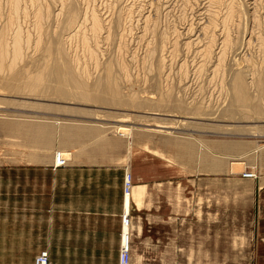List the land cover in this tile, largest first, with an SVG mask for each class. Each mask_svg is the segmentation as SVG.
Masks as SVG:
<instances>
[{"label": "rangeland", "instance_id": "obj_1", "mask_svg": "<svg viewBox=\"0 0 264 264\" xmlns=\"http://www.w3.org/2000/svg\"><path fill=\"white\" fill-rule=\"evenodd\" d=\"M0 1V32L3 29L8 32V36L12 31L11 25H13L11 32L13 35L16 26H22L21 29H27L31 34V40L40 38V51L37 48L39 45L36 46L30 41L31 44L28 45V48L33 49L29 51L30 49L26 45L27 50L25 47L23 49L25 53L29 51L28 55L22 53L14 60L13 56L9 54L10 56H6L5 60H0L2 63L4 62L3 66L0 65V161L6 160L7 154L21 152L23 143L26 145L29 143V135H26L25 138L21 134H7L8 130L5 126L8 122L30 124L35 120H42L59 122L63 126L73 123L99 124L111 136L116 135L123 138L127 148L126 173L129 171L132 173L133 183L135 170L132 171L130 167L133 165V169L137 168L142 173L144 165L149 163L168 165L170 169H173L169 174H171L176 188L179 186V188H175L178 192L182 189L181 183H177V181H205L204 188L200 189V194L207 196L229 195L231 190L237 191L238 194H246L247 184L241 181L246 173H255L258 178L263 176L264 0H222L219 9L221 13L217 16L219 21L226 16L229 6L234 7L232 18L230 17L232 42L231 47L225 53L224 71L212 78L209 75L212 68L210 72L207 66L203 70L201 57L199 65V61H195L199 60L197 57L195 60L192 59L197 47H201L204 43L197 37L202 38L201 25L205 23L204 21L207 23V18L203 19L207 14L203 13L213 5V3L210 5L209 0H158V3L156 0H122L125 1L124 3L118 0V2L116 0H87V3L84 2L85 0H70L69 3L72 5H68V7H73V18L77 19L76 22L74 19L73 23L70 18L64 16L72 9L69 10L70 7H66L67 10L66 8L62 10L64 13L59 10L60 13L62 12L61 15L55 4L56 0H50L49 7L51 8L46 10L43 8L49 15L46 14V18L42 19L44 22H42L43 25H41L39 33L37 30L34 32L36 29L32 24L34 22H30L33 19L28 17L26 19L23 16L21 8L26 6L24 2H20V7H22H19L21 10L19 9L17 12L10 9L12 6L8 0ZM5 2H8L9 5ZM158 5L160 9L156 7ZM92 8L94 11H98H96V15H99L98 18L101 17L100 21L105 19L102 20L103 23L101 21V30L104 32L100 30L96 33L99 39L98 42L94 41L97 43L92 41L94 36H90V33L93 32V17L89 13H96ZM127 8L130 16L127 11L122 10ZM27 9L29 12L33 10L31 7H27ZM8 10L12 12L9 13ZM19 11H21V16ZM13 12H15V20L18 17L16 14L19 13L17 15L20 19L18 20H21L20 23L22 20L24 22L19 24L17 20L15 22L18 24L15 23L13 16L9 15ZM74 14L76 15L74 16ZM119 18L121 20L118 21ZM152 18L156 22H154L155 25L152 24ZM7 19L11 20V24L10 22L8 24L10 27L6 25ZM145 20H149L148 24L151 23L153 26L147 30L146 34L144 32V27H147L144 23ZM206 23L203 24V27ZM27 24L32 26L33 31ZM144 24L145 26H143ZM190 24H192L193 31H189ZM108 25L110 26L109 30L112 29L111 31L108 30ZM6 26L7 28H5ZM84 28L90 31L89 33L86 31L89 34L86 35L88 39L90 36L89 43L93 45L91 46L98 48V50L95 48L96 54L102 51L101 55L97 54V57L95 55L98 60L95 58H91L92 61L89 60L91 56L83 49V47H87L79 40H82L80 38L82 36L79 35L86 33ZM175 29L178 34H174ZM220 30L219 26L218 36L224 34L222 31L220 33ZM26 32H23L24 36L29 34ZM110 32H112L111 35ZM142 32L144 33L141 34ZM196 32L198 35L195 34ZM35 33L37 37L34 36ZM166 33H170L167 34L170 39H167L166 36L164 43L166 49H161L160 47L163 45L161 40ZM103 34L111 36L110 39L106 36L107 38L102 37L103 40H101ZM123 34L126 35L123 36L126 37L125 39L122 37ZM10 36L11 34L7 38L9 39ZM196 39L201 43H197ZM9 42L11 43V40ZM93 43L96 45L94 46ZM33 44L34 46H32ZM120 44L124 45L125 49ZM177 44L178 55L175 54V50L173 51V55H176L177 59L174 56V58L171 57L173 59L171 60L169 58L170 48ZM30 45L31 47H29ZM160 50L162 51L160 52ZM76 51L80 56L76 55ZM219 51L214 48L213 55H211L213 63ZM31 54L34 55L31 56ZM162 54H165L164 57ZM122 55L126 56L123 58L127 64L130 60L129 65H125L126 62L125 60L123 62ZM86 56H90L89 59ZM166 56L169 59L163 61V64L162 57ZM12 58L14 61L11 60ZM78 58L79 60L82 58L84 61L81 59V62ZM137 58H140L139 62ZM86 60H89L87 62L90 63L87 65L88 69L83 67L85 69L83 70L81 67L84 66V63L86 66ZM94 60L96 64L99 62L98 68L95 66V69L91 65ZM170 60L172 61L171 70L174 68V71L169 70L168 75L167 68L170 69V67L167 65L171 62ZM180 61L183 63L182 67L180 66L182 63L179 65ZM191 61H195V64ZM80 62L83 63L82 66H80ZM186 62L187 66L185 67L184 63L186 64ZM2 63L0 62V64ZM135 63H139L140 66ZM166 63L167 65H165ZM120 64L128 66L127 69L123 67L124 70H122ZM198 66L201 68L199 69ZM183 67L186 68V71L183 70ZM92 68L93 70H91ZM188 70L189 74H187ZM196 72L204 73L198 77ZM205 73L209 76H205ZM202 77L204 78L202 79ZM117 125L133 127L132 138L117 134L114 128ZM52 141L53 136L50 143ZM257 146H263V148L255 150ZM234 161L245 163L246 168L240 167L230 173L228 168ZM159 174L164 173L160 172ZM245 179L249 184L253 181V179ZM219 180L227 182L220 186L213 183V181ZM236 181L240 182L236 183Z\"/></svg>", "mask_w": 264, "mask_h": 264}, {"label": "crops", "instance_id": "obj_2", "mask_svg": "<svg viewBox=\"0 0 264 264\" xmlns=\"http://www.w3.org/2000/svg\"><path fill=\"white\" fill-rule=\"evenodd\" d=\"M8 123L29 143L0 161V264H34L42 250L51 264H119L126 209L132 264H264V174L241 179L246 194L207 196L205 181L175 190L168 165H132L127 207L123 138L99 124ZM60 149L72 156L54 167Z\"/></svg>", "mask_w": 264, "mask_h": 264}, {"label": "bare ground", "instance_id": "obj_3", "mask_svg": "<svg viewBox=\"0 0 264 264\" xmlns=\"http://www.w3.org/2000/svg\"><path fill=\"white\" fill-rule=\"evenodd\" d=\"M9 1V3H10V5L12 6V8H10L9 6H8V8H10L11 10H19L21 7H20V2L22 3V2H24V4L26 5V6H24V7H22L21 9L23 10V16H24V18H26L27 19V17L28 18H30V19H33L32 21H30V22H34V23H32V24H34L35 26V28L36 29H34L35 31L34 32H36V30L38 31V33L41 31V25H43V23L42 22H44V21H42V19L43 18H46V16L47 15H49L48 14V12L46 13V9H50L51 7H49L50 6V0H8ZM83 1V0H82ZM81 1V2H82ZM87 0H85L84 2H86ZM110 1V0H109ZM114 1V0H113ZM117 1V0H116ZM119 2L120 1H122V0H118ZM117 1V2H118ZM127 1V0H126ZM157 2L156 3H158V0H156ZM210 2V5H211V3H213V5H209L211 8H207V12L205 13H203V14H207V16H205L203 19H205V18H207L206 20H207V23H206V21H204L205 23H206V25H204V27H203V24H205V23H203L201 26V31H202V38H199V37H197V39H201V41H203L204 43H203V45L201 46V47H197V49H196V51H195V56H194V58L192 57V59L193 60H195L196 59V57H197V59H199L200 57L202 58L201 59V62H203L202 63V67H203V70H204V68L207 66L209 69V72H210V69H211V73L209 74L211 77L210 78H212V77H214L215 75L217 76V74H222V72L224 71V62H225V53H226V51H228L229 50V47H231V42H232V40H231V37H230V30L232 29V28H230V23H231V16H232V13H233V11H234V7H228V10H227V14H226V16L225 17H223V18H221L222 20L221 21H219L220 19H219V17L217 18V16H219L220 14L219 13H221V12H219L220 10V3L222 2V0H209ZM1 2V1H0ZM70 2V0H56V6L58 7L57 9H58V11L60 10V11H62V10H64L66 7H68V5H72V4H70L69 3ZM123 2V1H122ZM125 2V1H124ZM123 2V3H124ZM154 2V1H153ZM5 3H8V2H5ZM9 3H8V5H9ZM87 3V2H86ZM90 2L88 1V4H89ZM104 3V2H103ZM1 4V3H0ZM23 4V5H24ZM91 4H94V2L92 3L91 2ZM114 5H115V2L113 3ZM112 3H111V5H113ZM117 5V4H116ZM160 5V4H159ZM159 5L158 6H156L157 8L159 7ZM207 5V4H206ZM133 6V5H132ZM20 7V8H19ZM27 7H31L33 10H32V12H31V10H30V12H29V8L27 9ZM70 7V6H69ZM68 7V8H69ZM111 7V6H110ZM113 7V6H112ZM115 7V6H114ZM204 7V6H203ZM207 7V6H206ZM45 10H44V9ZM153 8H154V6H153ZM217 8V9H216ZM20 9V10H21ZM70 9H72L71 10V12H69V10ZM93 9V8H92ZM110 9V8H109ZM118 9V8H117ZM132 9V8H131ZM158 9H160V7L158 8ZM161 9H162V7H161ZM66 10H67V8H66ZM65 10V11H66ZM69 10H68V12L69 13H66L64 16H67L68 18H70L71 19V23H73V21H74V19L75 18H73V14H72V11H73V7H70L69 8ZM108 10V9H107ZM123 11H127V14H128V16H130L129 15V12H128V8L126 9V10H124V9H122ZM60 11H59V13H60ZM91 11V10H90ZM89 11V12H90ZM93 11H94V9H93ZM97 11V10H96ZM96 11H94V12H96ZM132 13H134L132 10H130ZM152 11V10H151ZM156 11V10H155ZM8 12L10 13V12H12V11H10V10H8ZM18 12V11H17ZM16 12V13H17ZM63 12V11H62ZM62 12L60 13L61 15H62ZM67 12V11H66ZM88 12V13H89ZM98 12V11H97ZM97 12L96 13H92V12H90L89 14L90 15H92V31L94 32H92V33H90L91 35L90 36H94L93 38V40L92 41H97L98 42V39H99V36H97L98 34H96L97 32H99L101 29H102V25H101V21L103 20V19H101V21H100V19L99 18H101V17H99L98 18V16L96 15L97 14ZM137 12V11H136ZM157 12H158V10H157ZM203 12V11H202ZM201 12V13H202ZM255 12V11H254ZM19 13H20V16L22 15L21 14V11H19ZM19 13H17V14H19ZM64 13V12H63ZM92 13V14H91ZM119 13V12H118ZM120 13H121V10H120ZM120 13H119V15H120ZM13 14V15H12ZM12 14H9V15H11V16H13V19H14V16H15V12H13ZM16 14V16H18L19 17V15H17ZM47 14V15H46ZM55 14V13H54ZM53 14V15H54ZM59 14V15H60ZM114 14V13H113ZM124 14V13H123ZM126 14V13H125ZM219 14V15H218ZM8 15V14H7ZM58 15V14H57ZM60 15V16H61ZM76 14H74V16H75ZM132 15V14H131ZM134 15V14H133ZM63 16V18H66V17H64ZM84 16V15H83ZM89 16V15H88ZM127 16V15H126ZM127 16V18H129ZM150 16V15H149ZM204 16V15H203ZM17 17V19L15 20L14 19V22L15 21H17L18 19H20V18H18ZM58 17V16H57ZM146 17V16H145ZM231 17V18H230ZM16 18V17H15ZM22 18V17H21ZM126 18V17H125ZM144 18V17H143ZM147 18V17H146ZM149 18V17H148ZM12 19V20H13ZM60 19H62V18H60ZM145 19V18H144ZM158 19V18H157ZM200 19V18H199ZM202 19V20H203ZM8 20V23L6 24V25H8L9 24V22L11 21H9V19H7ZM7 20H6V22H7ZM25 20V19H24ZM85 20V19H84ZM90 20H91V18H90ZM105 20V19H104ZM103 20V21H104ZM119 20H121L120 18L118 19V21ZM127 20H129V19H127ZM153 20V18L151 19V21ZM202 20H199V21H202ZM20 21L21 20H18L17 22L19 23V24H21V23H23L24 21L22 20V22L20 23ZM26 21V20H25ZM56 21H57V19H56ZM77 21V19H75V22ZM103 21H102V23H103ZM117 21V22H118ZM17 22H15V23H17ZM74 22V23H75ZM124 22V21H123ZM122 22V23H123ZM150 21L149 20H145V24H146V26L147 27H144V32H145V34L147 33V30H150L151 29V27L153 28V26H152V24L153 25H155L154 24V20L152 21L153 23L150 25V24H148ZM17 23V24H18ZM70 23V24H71ZM156 23V22H155ZM10 24H11V22H10ZM13 24V23H12ZM79 24H80V22H79ZM82 24V23H81ZM88 24V23H87ZM109 24H110V22H109ZM145 24L143 25V26H145ZM28 25V24H27ZM60 25V24H59ZM73 25V24H72ZM104 25H105V23H104ZM126 25V24H125ZM128 25V24H127ZM9 27H10V25H8ZM16 26V25H15ZM29 26V25H28ZM31 26V25H30ZM29 26V27H30ZM71 26V25H70ZM89 26H90V24H89ZM88 26V27H89ZM106 26V25H105ZM109 26V25H108ZM219 26H220V33H224L223 35L222 34H220L222 37V40H221V38L218 36V29H219ZM11 27L12 28H10V29H12V31H13V25H11ZM87 27V28H88ZM107 27V26H106ZM156 27V26H155ZM200 27V26H199ZM199 27H198V30H200L199 29ZM4 28V27H3ZM5 28H7V26L5 27ZM22 28V26L20 27V26H16V29H15V31H14V33H13V35H12V31H10L9 33L11 34V36H10V38L12 37V39H10L11 40V43L9 42L10 40L7 38L8 36H7V31H3V29H1L2 31L0 32V60H5L7 57L6 56H8L9 54L10 55H12L13 56V58H14V60H16L22 53H25V52H23V49H25L26 47H25V45L27 46V48H28V45L29 44H31V43H35V45L36 46H38L39 45V47H37V48H39V51H40V38L38 37V38H36L37 37V34L36 35H34V36H36L35 38L36 39H34V40H31V34L29 33V31L27 30V29H25V30H23V29H21ZM158 28V27H157ZM186 28V27H185ZM189 31H193V28H192V24H190V26H189ZM9 29V28H8ZM29 29H31L32 30V26H31V28H29ZM110 29V26L108 27V30ZM120 29V28H119ZM125 29V28H124ZM133 29V28H132ZM132 29H130V30H132ZM184 29V28H183ZM196 29V28H195ZM7 30V29H6ZM78 30V29H77ZM83 30V29H82ZM81 30V31H82ZM84 30H85V28H84ZM89 30V29H88ZM88 30H85V32L86 31H88ZM106 30V29H105ZM112 30V29H111ZM111 30H109V31H111ZM155 30V29H154ZM177 29H175V32H174V34L177 32L176 31ZM198 30H197V32H198ZM9 31V30H8ZM25 31H27L29 34H25V35H27V36H24L23 34V32H25ZM33 31V30H32ZM101 31H103V30H101ZM143 31V30H142ZM165 31V30H164ZM201 31H199V32H201ZM217 31V32H216ZM222 31V32H221ZM26 32V33H27ZM73 32V31H72ZM90 31H88V33H89ZM104 32V31H103ZM103 32H101V33H103ZM144 32H142L141 34H143ZM149 32V31H148ZM185 33H186V31H184ZM195 33V34H197L198 35V33ZM43 33V32H42ZM81 33V32H80ZM111 33L112 32H110V35H111ZM124 33H125V31H124ZM155 33V32H154ZM34 33L32 32V35H33ZM76 34V33H75ZM82 34H84V33H82ZM87 32L84 34V35H79V36H82V37H80V38H82V40L81 39H79L81 42H83L84 44H85V46L88 48H84L83 46V49H84V51L85 52H88L89 53V55L91 56H86V58H88V57H90V59L89 60H93L94 58H95V55H96V57L98 56V55H101L100 53L102 52H100V53H98L97 52V54H96V50H98V48L95 46L96 44H94V43H97V42H95L94 41V48L92 47L93 45L92 44H90L89 43V39H90V36H89V39H88V37H87V35H89V34H87ZM156 34V33H155ZM155 34H153V35H155ZM167 34H170V33H166L165 34V36H164V38H162L163 40H161L162 42H161V44L163 43V45H161V49H166V45L164 46V43L166 42V36H167V39L169 38V36L167 35ZM176 34H178V33H176ZM194 34V33H193ZM253 34V33H252ZM77 35V36H78ZM101 35V34H100ZM199 35H200V33H199ZM108 37V39H110L109 37H111V36H108V34H103V36H101V40H103L102 39V37ZM123 36H126V35H122V37ZM178 36V35H177ZM180 36V35H179ZM178 36V37H179ZM75 37V36H74ZM106 37V38H107ZM118 37V36H117ZM176 37V36H175ZM195 37H196V35H195ZM68 38H69V36H68ZM73 38V37H72ZM106 38H104L105 40H106ZM113 38V37H112ZM126 38V37H125ZM124 37H123V39H125ZM142 38H143V35H142ZM92 39V38H91ZM119 39V38H118ZM141 39V38H140ZM170 39V38H169ZM196 39V40H197ZM218 39V40H217ZM113 40V39H112ZM190 40V39H189ZM188 40V41H189ZM30 41H31V43H30ZM33 41V42H32ZM108 41V40H107ZM124 41V40H123ZM160 41V40H159ZM188 41H186V42H188ZM200 41V40H199ZM198 40H197V43L199 42ZM106 42V41H105ZM113 42H114V40H113ZM131 42V41H130ZM144 42V41H143ZM149 42V41H148ZM147 42V43H148ZM169 42V41H168ZM175 42H176V40H175ZM174 42V43H175ZM185 42V43H186ZM196 41L194 40V43H195ZM147 43H146V46H147ZM149 43H151V41L149 42ZM173 43V44H174ZM199 43H201V42H199ZM250 43V42H249ZM119 44V43H118ZM125 44V43H124ZM191 44V43H190ZM81 45H83L82 43H81ZM92 45V46H91ZM103 45V44H102ZM158 45V44H157ZM186 46H187V44H185ZM32 46H34V44L32 45ZM120 46L122 47V46H124V45H122V44H120ZM148 46H149V44H148ZM173 46V45H172ZM176 46H178V44L177 45H174L173 47H171L170 49H171V51H169L168 49H167V51H169L170 52V54H171V52H172V55H170L169 54V58H171V57H173L174 58V56H176V55H178V53H177V50H176ZM25 47V48H24ZM29 47H31V45L29 46ZM118 48H119V46H117ZM185 47V46H184ZM189 47V46H188ZM27 48L25 49V50H27ZM95 48H97L96 50H95ZM126 48H128V47H126ZM148 48V47H147ZM173 48V49H172ZM214 48H216V49H218V50H220L219 51V53H218V55H217V58L215 59V61H214V63L212 62V57H211V55H213V53L212 52H214ZM28 49H30L29 51H31L32 49L31 48H28ZM76 49V48H75ZM121 49V48H120ZM120 49H118V50H120ZM123 49V48H122ZM124 49H125V46H124ZM88 50V51H87ZM175 50V51H174ZM29 51L27 52L26 51V53L25 54H29ZM34 51V50H33ZM38 51V52H39ZM43 52H45L44 50H42ZM83 51V50H82ZM83 51V52H84ZM121 51V50H120ZM127 51V50H126ZM147 51V50H146ZM162 50H160V52H161ZM166 51V50H165ZM165 51H163V52H165ZM176 52L175 54L176 55H173L174 54V52ZM244 51V50H243ZM242 51V52H243ZM78 51H76V55H78V56H80L78 53H77ZM85 52H84V54H85ZM119 52V51H118ZM123 52V51H122ZM121 52V53H122ZM125 52V51H124ZM123 52V53H124ZM186 52V51H185ZM190 52V51H189ZM36 53V52H35ZM40 53V52H39ZM87 53V54H88ZM121 53H120V56H121ZM137 53V52H136ZM180 53V52H179ZM27 54V55H28ZM9 55V56H10ZM34 54H31V56H33ZM163 55H165V54H162V56ZM8 56V57H9ZM11 56V57H12ZM180 56V55H179ZM215 56V55H214ZM213 56V57H214ZM241 56V55H240ZM77 57V56H76ZM85 57V56H84ZM101 57V56H100ZM123 57H125L126 58V56H123L122 55V58ZM136 57H137V54H136ZM164 57V56H163ZM162 57V63L164 64V62L163 61H166V59L168 60L169 58H167V56L165 57V58H163ZM243 57V56H242ZM13 58L11 59V60H13ZM16 58V59H15ZM91 58H93V59H91ZM118 58V57H117ZM121 58V59H122ZM143 58V57H142ZM215 58V57H214ZM213 58V59H214ZM248 58V57H247ZM82 59V58H81ZM81 59L79 60V58H78V60L79 61H81ZM96 59V58H95ZM100 59V58H99ZM138 59H140V58H137V61H138ZM164 59V60H163ZM176 59H177V56H176ZM183 60H184V58H182ZM181 59V60H182ZM186 59V58H185ZM191 59V60H192ZM249 59V58H248ZM13 60V61H14ZM83 60V59H82ZM89 60H86L85 62L87 63L86 64V66H85V63L83 64L84 66H82V64H81V62L79 63V64H81L80 66H82L81 68L83 69V70H85V69H88V64L90 63V62H87V61H89ZM96 60H98V59H96ZM124 58H123V62H124ZM133 60H134V57H133ZM171 60H173L172 58H171ZM170 60V61H171ZM175 60V59H174ZM182 60V62H184ZM189 60V59H188ZM233 60V59H232ZM2 61H0L1 63H2ZM77 61V60H76ZM84 61V60H83ZM120 61H122V60H120ZM130 60H128V64H127V62H126V60H125V62H126V64L125 65H129V62ZM132 61V60H131ZM136 61V60H135ZM140 61V60H139ZM138 61V62H139ZM143 61V60H142ZM145 61V60H144ZM186 61V60H185ZM190 61V60H189ZM188 61V62H189ZM195 61H199L200 62V59L199 60H195ZM195 61H191V62H194V64H195ZM251 61V60H250ZM97 62V61H96ZM100 62H101V60H100ZM169 62V61H168ZM177 62V61H176ZM181 61L179 62V65H180V63H182ZM198 62V65L199 64H201V62L199 63ZM252 62V61H251ZM4 63V62H3ZM3 63L2 64H0L1 66H3ZM11 63V62H10ZM92 63V62H91ZM99 62H97V64H98ZM161 63V64H162ZM171 63H172V61L169 63V65H167V63L165 64V65H167L168 67H170V69L169 68H167L168 69V75H169V70H171ZM12 64H13V62H12ZM95 64V65H94ZM97 64L95 63V60H94V62H93V64H91L93 67H94V69H95V66H97ZM124 64V63H123ZM135 64H139V63H135ZM189 64V63H188ZM121 65V64H120ZM125 65H121L122 66V70H124L126 67H128V66H125ZM141 65H142V63H141ZM173 65V64H172ZM178 65V64H177ZM184 65H185V67L187 66V62H186V64L184 63ZM197 65V64H196ZM90 66V65H89ZM91 66V67H92ZM99 66V65H98ZM98 66H97V68H98ZM102 66V64L100 65V67ZM136 66H138V65H136ZM139 66H140V64H139ZM181 67L183 66V63H182V65H180ZM83 67H85V69L83 68ZM123 67H124V69H123ZM163 67V66H162ZM173 67H175V66H173ZM172 67V68H173ZM199 67V66H198ZM198 67H197V72H198ZM96 68V70H98ZM109 68V67H108ZM121 68V67H120ZM134 68V67H133ZM165 68V67H164ZM179 68V67H178ZM194 68H196V66L194 65ZM201 68V66L199 67V69ZM227 68V67H226ZM225 68V69H226ZM78 69H80V67L78 66ZM110 69V68H109ZM127 69V68H126ZM134 69H136V68H134ZM174 69V68H173ZM172 69V70H173ZM187 69H188V67H187ZM206 69V68H205ZM74 70V69H73ZM91 70H93V68L91 69ZM121 70V69H120ZM171 70V71H172ZM181 70H182V68H181ZM183 70H185L186 71V68H184L183 67ZM182 70V71H183ZM75 71V70H74ZM73 71V72H74ZM110 71V70H109ZM127 71V70H126ZM125 71V72H126ZM174 71V70H173ZM176 71V70H175ZM180 71V70H179ZM194 71H195V69H194ZM206 71V70H205ZM245 71V70H244ZM76 72V71H75ZM87 72V71H86ZM128 72H129V70H128ZM128 72H127V76H128ZM166 72V73H167ZM184 72V71H183ZM196 72V75L198 76V77H201V74L202 73H204V72H202L201 74H199L200 73V71H199V73H197ZM208 72V71H207ZM208 72V73H209ZM80 73V72H79ZM84 73H85V71H84ZM174 73V72H173ZM193 74H195L194 72H192ZM89 74V72L87 73V75ZM90 74H92L91 72H90ZM187 74H189V70H188V73ZM200 76H199V75ZM206 75L205 76H209V75H207V73H205ZM184 75V74H183ZM183 75H181V76H183ZM81 76H82V74H81ZM90 76V75H89ZM204 76V77H205ZM126 77V76H125ZM180 77V76H179ZM189 77V76H188ZM197 77V78H198ZM204 77H202V79L204 78ZM225 77V76H224ZM241 77H242V75H241ZM81 78V77H80ZM83 78L85 79V77L83 76ZM208 78V77H207ZM209 78V80H211L212 81V79H210ZM235 78V77H234ZM237 78V77H236ZM112 79V78H111ZM128 79V78H127ZM171 79V78H170ZM180 79V78H179ZM186 79V78H185ZM188 79V78H187ZM217 79V78H216ZM180 80H182V79H180ZM205 80H208V79H205ZM77 81V80H76ZM85 81V80H84ZM129 81V80H128ZM138 81V80H137ZM183 81H184V79H183ZM188 81V80H187ZM230 81V80H229ZM110 82V81H109ZM173 82V81H172ZM182 82V81H181ZM180 82V83H181ZM189 82V81H188ZM196 82V81H195ZM84 83V82H83ZM194 83V82H193ZM76 85V84H75ZM85 85V84H84ZM103 85V84H102ZM105 85V84H104ZM114 85V84H113ZM76 87V86H75ZM92 88V87H91ZM105 88H107V86L105 85ZM112 88V87H111ZM115 88H116V86H115ZM109 89V88H108ZM212 90V89H211ZM210 90V91H211ZM104 91V90H103ZM195 93V92H194ZM115 95V94H114ZM88 98V97H87ZM106 103V102H105ZM164 128H166V126H163ZM114 128H115V131H116V133L117 134H121V135H126V136H128V137H131L132 138V136H133V131H134V128L133 127H124L123 125H117V126H114ZM130 147H131V145H130ZM261 148H263V146H257L256 147V149L255 150H259V149H261ZM57 151H61V150H57ZM62 152V154L64 155V157L65 158H67L68 160H70L71 159V156H72V153H70V151H67V150H62L61 151ZM230 167H231V170H232V172L233 171H236V169H239L240 167H244V169L246 168V166H245V163H242V162H238V161H234V162H231V164H230ZM129 168V167H128ZM230 169V168H229ZM252 169H254L253 167H252ZM254 171V170H253ZM252 174H254V177L253 178H256L257 177V175L255 174V173H252ZM134 184V183H133ZM135 185V184H134ZM133 187V186H132ZM131 187V191H130V193L127 195L126 193V202H127V207H128V202L130 201V197H132V194H133V188ZM127 211H128V209H126ZM125 225H126V227H125V229H124V231L122 232V234L124 233V238H123V235H122V245H123V243H124V240H125V234H128V237H129V242H130V233H129V231H128V224H126L125 223ZM128 232V233H127ZM122 245H121V248H122ZM131 246V245H130ZM131 252H132V248H131Z\"/></svg>", "mask_w": 264, "mask_h": 264}, {"label": "built area", "instance_id": "obj_4", "mask_svg": "<svg viewBox=\"0 0 264 264\" xmlns=\"http://www.w3.org/2000/svg\"><path fill=\"white\" fill-rule=\"evenodd\" d=\"M68 159L64 157L61 151H56L54 155V167H62L66 166L68 163ZM244 177H254V174L248 172ZM133 184V177L132 173L129 171L126 173L125 176V193L128 195L131 191V187ZM128 211L125 213L123 217V221L128 224ZM128 233V232H127ZM124 238V233H123ZM34 264H51V259L48 250L40 251L34 260ZM119 264H132V257H131V246L129 242L128 234H125V240L121 248L120 252V260ZM247 264V263H246ZM250 264V263H248Z\"/></svg>", "mask_w": 264, "mask_h": 264}]
</instances>
